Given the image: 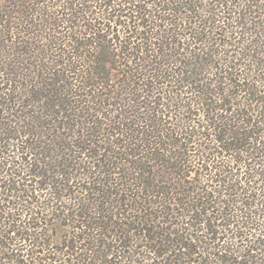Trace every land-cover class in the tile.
Instances as JSON below:
<instances>
[{
    "label": "trees",
    "instance_id": "obj_1",
    "mask_svg": "<svg viewBox=\"0 0 264 264\" xmlns=\"http://www.w3.org/2000/svg\"><path fill=\"white\" fill-rule=\"evenodd\" d=\"M0 264H264V0H0Z\"/></svg>",
    "mask_w": 264,
    "mask_h": 264
},
{
    "label": "rangeland",
    "instance_id": "obj_2",
    "mask_svg": "<svg viewBox=\"0 0 264 264\" xmlns=\"http://www.w3.org/2000/svg\"><path fill=\"white\" fill-rule=\"evenodd\" d=\"M43 215H45V214L43 213ZM53 233H55V232L53 231Z\"/></svg>",
    "mask_w": 264,
    "mask_h": 264
}]
</instances>
